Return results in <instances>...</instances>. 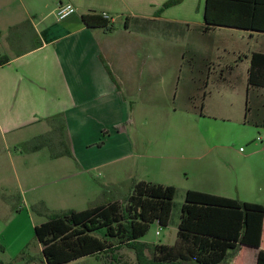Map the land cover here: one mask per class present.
<instances>
[{"label": "crops", "instance_id": "obj_1", "mask_svg": "<svg viewBox=\"0 0 264 264\" xmlns=\"http://www.w3.org/2000/svg\"><path fill=\"white\" fill-rule=\"evenodd\" d=\"M168 1L0 0V31L14 32L0 51V141L20 186L53 185L52 197L40 200L49 211L98 205L100 188L91 180L104 174L121 187L112 188L114 198L132 182H150L173 187L181 207L188 191L264 206V144L241 151L255 136L245 122L248 103L241 112L223 97L248 93L250 56L264 53V0H249L241 13L229 5L215 11L253 27L211 30L206 0L163 9ZM59 4L76 11L58 19ZM102 13L112 18L109 30L82 21ZM244 37L261 48L243 50ZM250 93L256 108L248 115L264 125V89ZM60 114L71 158L16 149L47 134L46 119ZM156 170L154 178L148 174ZM175 207L167 228L177 235L181 208ZM29 209L24 203L15 211L26 212L34 231L47 219ZM243 249L256 254V264L258 249Z\"/></svg>", "mask_w": 264, "mask_h": 264}, {"label": "trees", "instance_id": "obj_2", "mask_svg": "<svg viewBox=\"0 0 264 264\" xmlns=\"http://www.w3.org/2000/svg\"><path fill=\"white\" fill-rule=\"evenodd\" d=\"M182 1H168L163 9ZM248 4L249 0H206L205 29L253 27V23L244 24L236 16L222 19L215 12L219 9L224 12L225 5H229L231 12L241 13V9H248ZM82 21L88 28L109 30L108 23L98 14L84 15ZM248 86V93L264 89V53L254 52L250 56ZM246 111V123L264 127L256 124L252 116L248 119V105ZM46 121L50 125L47 134L21 143L16 149L34 153L47 148L51 159L71 158L63 115ZM107 190H102L98 205L81 212H51L44 203L31 206L34 214L47 221L34 229L41 250L37 256L28 257L26 264H32L34 259L38 264H68L85 257H95L102 264H226L246 247L258 249L256 264H264V206L188 191L181 207L175 244H148L141 239L152 224L163 229L169 226L175 189L132 182L122 199L114 198L113 191ZM124 249L133 252V262L121 261ZM24 254L21 252L22 258Z\"/></svg>", "mask_w": 264, "mask_h": 264}, {"label": "rangeland", "instance_id": "obj_3", "mask_svg": "<svg viewBox=\"0 0 264 264\" xmlns=\"http://www.w3.org/2000/svg\"><path fill=\"white\" fill-rule=\"evenodd\" d=\"M10 34H14V32L10 33L7 31H2V30L0 31V51L3 50V48H6L9 40L12 39ZM232 37L234 39H240L239 38L240 36L236 34H233ZM239 43L241 45L243 44L244 46L243 50L249 48L250 52H253L256 49L261 48L259 47L258 45L259 43L256 39L249 40L247 37H244L243 40H239ZM242 66L244 67L245 64ZM243 80H245V77L244 78L242 77L239 80L238 85L240 87L241 84L243 83ZM223 97L224 100L226 99V97L230 98L226 101V103L233 104L234 108L235 109L239 108L241 112L245 108L246 101L248 103L247 105L249 109L251 107L256 108V106L253 105L252 94L251 93L246 94L245 89L243 90L240 89L239 93H235V94L232 93V94L224 95ZM248 119H250L249 115H248ZM250 126H249L250 132L255 133L254 139L249 141L248 143L249 146H246L243 143L241 145L242 147L241 151H246L248 150L247 147L250 148V146H253L255 144L262 147V145L259 142V138H264V128H260V127L254 128L253 126L251 128ZM163 136L165 137V134ZM169 137H172V133L169 134ZM2 144L3 143L0 141V264H7V263L26 264L25 261H27L26 259H28V257H34L39 254L37 250L38 245L34 237L33 228H31L27 223V216L25 214L26 212L24 213L22 211H19L18 213H16L15 210L18 209L19 207L20 208L23 207L24 203L27 205V208H30L29 205L31 204H32L31 206H33L38 203H43L40 202V200H41V196L44 195L50 199L53 193L52 192L53 185L39 187L37 183H31L30 185L20 186L16 180L17 175L13 170L14 162L11 158L8 157V153H7L8 151L4 150ZM12 150L15 151V149L11 148L9 152H12ZM44 151L45 153L49 152L47 148H44ZM65 160L69 161L67 159ZM148 174L154 178L155 175H158L160 173L156 170L154 172L148 171ZM106 175L107 174H104L103 177L99 176L98 177L99 179H96L94 181L91 180V183H93L96 187H98V189L100 188L99 189L100 192H102L101 188L108 189L107 191L111 192L110 190L114 191V189H112L113 187L116 188L120 187V185H115V183H112L111 179L109 180L102 179V178H108V176ZM127 193H128L127 189H123L121 190V193L118 194L116 193L115 196L116 198L122 199ZM174 202L176 204L175 207L176 210L180 209L181 208L180 204L182 203V199L176 197V199H174ZM7 208L8 211H6ZM23 209L24 208H22V210ZM179 212L181 211L179 210ZM12 214L15 215V218H12ZM36 222H38L37 219ZM156 232H158L159 234L157 235ZM141 241L148 244H164V245L172 246L176 242V229L175 228L163 229V228H159L156 224H152L149 228L148 233L141 239ZM21 252H25L23 257L24 259L20 255ZM255 257L256 254L249 253L247 249L246 250L243 249L240 255L231 258L230 260L227 261L226 264H253L251 262L254 260ZM34 260L32 264H38L37 259ZM125 260L132 262L135 260V256L132 251L127 249L121 251V261H125ZM71 264H102V263L98 261L96 258L88 257L85 258L84 260L73 262Z\"/></svg>", "mask_w": 264, "mask_h": 264}, {"label": "built area", "instance_id": "obj_4", "mask_svg": "<svg viewBox=\"0 0 264 264\" xmlns=\"http://www.w3.org/2000/svg\"><path fill=\"white\" fill-rule=\"evenodd\" d=\"M75 11H76L75 7L71 4H65V5L59 4L56 15L58 19H64L68 17L69 15H72L73 13H75ZM100 16L108 24L112 22V18H110L106 13H102L100 14ZM259 140L261 141L262 144H264V138H259ZM157 235H158V232H157Z\"/></svg>", "mask_w": 264, "mask_h": 264}]
</instances>
